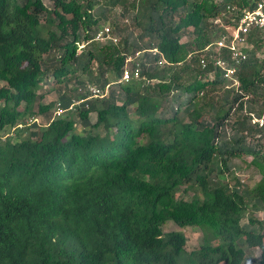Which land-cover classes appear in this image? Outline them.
I'll list each match as a JSON object with an SVG mask.
<instances>
[{
  "label": "trees",
  "instance_id": "obj_1",
  "mask_svg": "<svg viewBox=\"0 0 264 264\" xmlns=\"http://www.w3.org/2000/svg\"><path fill=\"white\" fill-rule=\"evenodd\" d=\"M48 1L0 0V264H264V57L247 52L237 86L199 64L228 6L260 0ZM105 24L117 43L98 47ZM140 50L153 81H119ZM49 76L66 111L39 131ZM168 221L201 245L184 255Z\"/></svg>",
  "mask_w": 264,
  "mask_h": 264
},
{
  "label": "built area",
  "instance_id": "obj_2",
  "mask_svg": "<svg viewBox=\"0 0 264 264\" xmlns=\"http://www.w3.org/2000/svg\"><path fill=\"white\" fill-rule=\"evenodd\" d=\"M236 10V6H228L232 18L227 23H221L220 35L204 47V55L199 60L201 69L211 68L210 77H213L215 72H219L224 80L229 83V86L238 85L237 67L247 59L248 51L257 47L259 53L264 57V0L258 1L252 8H243L240 12H236ZM95 39L106 44L117 43V37L111 35L108 24H105L97 32ZM258 39L260 44L256 42ZM150 51L158 53L156 49H150ZM143 56V50L136 51L134 55L128 54L126 56L125 67L119 81L128 82L134 79L140 81L142 85L153 81L141 73L140 63ZM157 62L159 65L165 64L163 57H160ZM129 63H133V65L128 67ZM87 90L90 97L96 98H101L106 93V89H101L92 83L87 85ZM81 101L79 100L74 104L77 105ZM65 111L57 101L54 106V115L60 116ZM34 120L28 119V122L32 123ZM258 122L262 123V119H258Z\"/></svg>",
  "mask_w": 264,
  "mask_h": 264
},
{
  "label": "rangeland",
  "instance_id": "obj_3",
  "mask_svg": "<svg viewBox=\"0 0 264 264\" xmlns=\"http://www.w3.org/2000/svg\"><path fill=\"white\" fill-rule=\"evenodd\" d=\"M43 1L45 4L50 5V2L48 0H43ZM96 41H98V40H96ZM100 42L97 43L98 47L106 44L105 42H103V43H100ZM81 48H82L81 45H79L78 49H81ZM71 85H73V81H71L70 86ZM59 89L61 91L63 90L62 83H58L55 79H53L52 77L49 76L47 78L46 82H44L43 88H41L39 90V93L45 91L44 97L41 100V103L44 105H47L49 103H55L56 104L57 99L59 97L58 96L59 92H60ZM67 93L69 94L70 92L68 91ZM175 94H177V93H175ZM52 111H54V107H53V109H49V111H47L46 113L35 115L36 116L35 122L39 124L38 130L41 129L42 127H44L47 124V122L50 120ZM131 115L134 116V114H132V113H131ZM89 118H90L91 122H95V120H96V116L94 113H90ZM74 119H75V123H76V125H75L76 130L78 132L82 133L83 132L82 131V125L80 124V120L76 117V114H74ZM96 130L100 133L104 131L102 126H99ZM8 131L12 132L14 130L4 131L3 133H1L2 137H5L8 133ZM238 175H239V178L242 181H244V183H246L248 186H251V187H253L260 178V176L258 174L253 173V172H249V171H244V172L238 173ZM191 196H192V192H190V191L184 192L183 188H181V190L178 192V197L190 199ZM260 217L263 218L264 213L260 214ZM162 229L164 232H168V231H172V230H181L184 232L186 239H187L185 250L183 253L184 255H186L189 252V250H191L193 248H198L201 245V235H202L201 233L202 232H201L200 228L197 226L188 225V226L181 227V226L173 223L172 221H168L162 226ZM254 252H255V255H259V253H260V251L258 249H255Z\"/></svg>",
  "mask_w": 264,
  "mask_h": 264
},
{
  "label": "clouds",
  "instance_id": "obj_4",
  "mask_svg": "<svg viewBox=\"0 0 264 264\" xmlns=\"http://www.w3.org/2000/svg\"><path fill=\"white\" fill-rule=\"evenodd\" d=\"M103 43V42H102ZM79 101V100H78Z\"/></svg>",
  "mask_w": 264,
  "mask_h": 264
}]
</instances>
